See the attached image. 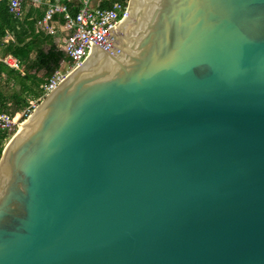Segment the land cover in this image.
<instances>
[{
    "label": "water",
    "instance_id": "1",
    "mask_svg": "<svg viewBox=\"0 0 264 264\" xmlns=\"http://www.w3.org/2000/svg\"><path fill=\"white\" fill-rule=\"evenodd\" d=\"M102 36L4 146L0 264H264V0Z\"/></svg>",
    "mask_w": 264,
    "mask_h": 264
},
{
    "label": "built area",
    "instance_id": "2",
    "mask_svg": "<svg viewBox=\"0 0 264 264\" xmlns=\"http://www.w3.org/2000/svg\"><path fill=\"white\" fill-rule=\"evenodd\" d=\"M25 1L0 0V4L6 3L11 14L17 18H22ZM39 1L33 0L34 3H39ZM128 5L129 0H66V2H58L49 6L41 22L43 29L49 33H55L51 23L54 15L59 13L63 15L70 33L63 50L67 61H64L61 68L43 85L46 94L59 85L70 72L80 66L95 45L106 49L113 47L112 42L102 35L124 19ZM73 9L77 10L75 15L72 14ZM66 65L67 70L64 69ZM14 67L18 68L16 61ZM37 105V103L31 102L26 109L14 115L5 112L0 113V137L7 135L9 140L18 130V124L24 122Z\"/></svg>",
    "mask_w": 264,
    "mask_h": 264
},
{
    "label": "trees",
    "instance_id": "3",
    "mask_svg": "<svg viewBox=\"0 0 264 264\" xmlns=\"http://www.w3.org/2000/svg\"><path fill=\"white\" fill-rule=\"evenodd\" d=\"M49 6L44 9L41 18L35 22L43 21ZM76 12V9L72 10L73 15ZM60 15V19L65 21L63 15ZM35 22L32 25L28 24L24 17L17 18L11 14L6 3L0 4L2 57L12 56L18 64V68H13L0 62V113L14 115L26 109L29 106L28 98L36 94L35 88L45 93L42 86L61 68L62 62L67 61L64 51L56 43L55 35L47 34L43 30L35 33L33 30ZM8 34H13L14 39L8 43H2L3 38ZM42 71H45V74L38 78V74ZM3 74L8 75L6 80L2 78ZM13 80L16 86L11 85ZM9 103L11 105H8ZM7 140V135L0 137V159Z\"/></svg>",
    "mask_w": 264,
    "mask_h": 264
},
{
    "label": "crops",
    "instance_id": "4",
    "mask_svg": "<svg viewBox=\"0 0 264 264\" xmlns=\"http://www.w3.org/2000/svg\"><path fill=\"white\" fill-rule=\"evenodd\" d=\"M58 2H64V0H40L39 3H34L33 0H26L24 5H23V13H24L23 17H24V19L27 20L28 24L32 25V23L34 24V22L37 19L41 18L42 13H43L45 8H47L52 3H58ZM60 18H61V15L57 14L54 17V20L51 23V26L53 27V29L55 31V33H53V35H55L56 43L58 44L60 49L64 50V44H65V41H66L70 31L66 27L65 21H62ZM33 30H35V33H38L40 30L45 31L41 25V22H35ZM45 32L47 34H52V33H49L47 31H45ZM13 39H14V35L8 34L5 38H3L2 43H8L9 41H11ZM2 52H3V46H0V62H3L5 64L15 68L14 63L16 60L12 56H7L6 58L2 57ZM34 56H35V54H34ZM62 65H63V62L61 64V66ZM44 74H45V71L40 72L38 74V78L42 77ZM7 76H8L7 74H3L2 78L4 80H6ZM11 85H15L14 80L12 81ZM35 90H36V94L31 95L30 98H28L29 104L31 102H34V103L39 102L40 103L42 98H44L46 95V93L41 92V89L35 88ZM8 105H11V103H9Z\"/></svg>",
    "mask_w": 264,
    "mask_h": 264
},
{
    "label": "rangeland",
    "instance_id": "5",
    "mask_svg": "<svg viewBox=\"0 0 264 264\" xmlns=\"http://www.w3.org/2000/svg\"><path fill=\"white\" fill-rule=\"evenodd\" d=\"M64 69H66L67 70V65L65 66V68ZM43 99V98H42ZM35 103H37V104H39V102H35ZM38 106V105H37Z\"/></svg>",
    "mask_w": 264,
    "mask_h": 264
},
{
    "label": "bare ground",
    "instance_id": "6",
    "mask_svg": "<svg viewBox=\"0 0 264 264\" xmlns=\"http://www.w3.org/2000/svg\"><path fill=\"white\" fill-rule=\"evenodd\" d=\"M95 51V50H94Z\"/></svg>",
    "mask_w": 264,
    "mask_h": 264
}]
</instances>
